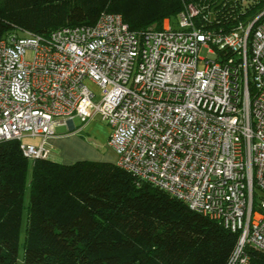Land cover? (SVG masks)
<instances>
[{
	"label": "built area",
	"instance_id": "1",
	"mask_svg": "<svg viewBox=\"0 0 264 264\" xmlns=\"http://www.w3.org/2000/svg\"><path fill=\"white\" fill-rule=\"evenodd\" d=\"M263 15L210 28L197 20L213 11L186 1L160 29L107 10L92 25L15 29L0 39V143L51 158L58 127L100 116L117 166L240 231L228 264H249L248 246L264 253Z\"/></svg>",
	"mask_w": 264,
	"mask_h": 264
},
{
	"label": "trees",
	"instance_id": "2",
	"mask_svg": "<svg viewBox=\"0 0 264 264\" xmlns=\"http://www.w3.org/2000/svg\"><path fill=\"white\" fill-rule=\"evenodd\" d=\"M213 11L210 28L253 20L264 0H0V39L15 29L47 34L121 13L133 30L162 28L185 2ZM264 18V15L262 16ZM261 18V19H262ZM257 22L252 27L253 32ZM31 169L23 264H228L241 232L135 178L113 162L30 159L18 140L0 143V264H17L23 194ZM249 264H264L251 246Z\"/></svg>",
	"mask_w": 264,
	"mask_h": 264
},
{
	"label": "crops",
	"instance_id": "3",
	"mask_svg": "<svg viewBox=\"0 0 264 264\" xmlns=\"http://www.w3.org/2000/svg\"><path fill=\"white\" fill-rule=\"evenodd\" d=\"M105 129L102 123L96 118L85 125L80 131H63L58 132L56 136L50 139L49 145L52 149L51 159L71 164L79 160H93V161H109L115 163V161L106 160L91 146L96 139H105L109 141L110 130L105 137L100 136L99 128ZM86 133L88 139L80 134ZM93 141H91V140Z\"/></svg>",
	"mask_w": 264,
	"mask_h": 264
},
{
	"label": "rangeland",
	"instance_id": "4",
	"mask_svg": "<svg viewBox=\"0 0 264 264\" xmlns=\"http://www.w3.org/2000/svg\"><path fill=\"white\" fill-rule=\"evenodd\" d=\"M250 1L251 0H245L244 6H248ZM176 22H178L177 17L174 19V25ZM207 55H208V49L203 47L199 53V56L202 58H206ZM204 63L205 62L203 60H200V62H199L200 66H203ZM90 85L93 87V89L96 92V100H98L101 97V95L105 94L106 90H101L100 88H98L97 86H93L92 84H90ZM96 119L100 123H102L103 126H105V129H102V127L99 128L100 136L105 137V134L109 133L110 126L108 125L107 122L103 121L100 116H97ZM79 122H80L79 119H75L76 125H79ZM66 130H68L67 126H62V127L57 128V132H63ZM68 131H70V129ZM80 134L84 135L87 139L89 138L86 133L81 132ZM91 141H93V140H91ZM91 146L101 155V157H104L103 160L106 159V160L116 162L117 153L114 150V148L109 144V141H107L105 139L104 140L103 139H96V140H94V142ZM32 162H33V160L30 159V168L32 167ZM30 180H31V169L29 170L26 187H25L24 194H23V212H22V220H21V227H20V245H19V255H18L17 264H23L22 262L24 259L23 244L25 242V235H26V228H27V213H28L27 211H28V205H29V200H30V195H31Z\"/></svg>",
	"mask_w": 264,
	"mask_h": 264
}]
</instances>
